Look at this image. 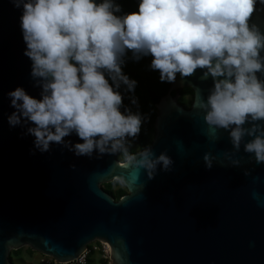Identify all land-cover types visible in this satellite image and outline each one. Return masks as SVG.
<instances>
[{
	"label": "water",
	"instance_id": "water-1",
	"mask_svg": "<svg viewBox=\"0 0 264 264\" xmlns=\"http://www.w3.org/2000/svg\"><path fill=\"white\" fill-rule=\"evenodd\" d=\"M255 8L250 22L264 29V4ZM21 12L0 0V264H13L11 251L23 247L76 263L95 241L110 244L113 264H264V163L243 146L233 154L229 133L204 119L200 100L211 77L201 79L199 69L178 74L157 103L150 146L156 155L166 151L172 165H158L152 178L115 154L77 156L55 144L40 152L7 119L15 110L9 91L40 94L24 54ZM185 87L194 91L190 107L179 101ZM117 175L128 190L118 200L102 186Z\"/></svg>",
	"mask_w": 264,
	"mask_h": 264
},
{
	"label": "clouds",
	"instance_id": "clouds-1",
	"mask_svg": "<svg viewBox=\"0 0 264 264\" xmlns=\"http://www.w3.org/2000/svg\"><path fill=\"white\" fill-rule=\"evenodd\" d=\"M12 3L22 9L24 54L40 94L22 86L9 91L15 110L7 119L34 137L35 149L55 144L77 156L115 154L149 178L158 165L170 169L166 151H132L147 117L139 111L138 81L124 69L129 60L151 57L149 67L161 82L198 69L201 79L210 76L213 85L200 100L204 119L229 133L233 154L243 146L249 159L264 163V29L250 22L264 0H137V9L128 12L118 0ZM72 135L79 139H66ZM204 161L212 167L209 153ZM114 179L124 182L123 175Z\"/></svg>",
	"mask_w": 264,
	"mask_h": 264
},
{
	"label": "trees",
	"instance_id": "trees-1",
	"mask_svg": "<svg viewBox=\"0 0 264 264\" xmlns=\"http://www.w3.org/2000/svg\"><path fill=\"white\" fill-rule=\"evenodd\" d=\"M118 2L122 4L123 10L125 12L136 10L138 7L137 0H118ZM130 55L131 53H129V56ZM150 60L151 57H145L138 63L129 60L127 66L124 69L126 73L138 81L135 95L139 98V111L147 117V119L142 123L141 132L138 138L132 142L133 152H137L138 150L151 145L156 135L155 121L159 114L157 103L168 92L170 87V83L160 81L158 71H153L149 67ZM180 92V103L186 107H190L193 101V89L185 87L181 89ZM188 96H190L189 100L187 99ZM129 103L130 101L126 96L125 104L128 105ZM132 108L133 111H137L134 105H132ZM118 158L122 161V157L118 156ZM102 186L117 200L128 193L127 188L117 180L103 183ZM23 250L24 248H20L17 250L13 249L11 251L10 258L13 261V264H15L13 260L14 255H21ZM28 252L31 254L35 253V251L31 248H29ZM92 254H94V252ZM92 260L93 259L90 258L89 264H91ZM109 261V258H101V264H109Z\"/></svg>",
	"mask_w": 264,
	"mask_h": 264
},
{
	"label": "rangeland",
	"instance_id": "rangeland-1",
	"mask_svg": "<svg viewBox=\"0 0 264 264\" xmlns=\"http://www.w3.org/2000/svg\"><path fill=\"white\" fill-rule=\"evenodd\" d=\"M187 99H190V96L187 97ZM99 244L98 241H95L91 244V246H96ZM24 250L21 255H14L13 260L15 264H48L47 260H49L50 257L43 255L39 251H35V253L28 252L30 247H23ZM32 249V248H31ZM33 250V249H32ZM92 260L91 264H101V253L100 252H94V254H91L90 257ZM53 264L55 263V259L51 258ZM62 264V263H57Z\"/></svg>",
	"mask_w": 264,
	"mask_h": 264
},
{
	"label": "built area",
	"instance_id": "built-area-1",
	"mask_svg": "<svg viewBox=\"0 0 264 264\" xmlns=\"http://www.w3.org/2000/svg\"><path fill=\"white\" fill-rule=\"evenodd\" d=\"M99 244H97L96 246H90L88 252L86 255H84L78 262L76 263H68L66 262L65 264H89L90 263V257H91V254L93 252H100L101 253V256L102 258H109V264L112 263L111 261V246L108 242H105V241H98ZM52 257L49 258V260H47V263L48 264H53L52 260H51ZM55 263L57 264L58 262L55 260Z\"/></svg>",
	"mask_w": 264,
	"mask_h": 264
}]
</instances>
